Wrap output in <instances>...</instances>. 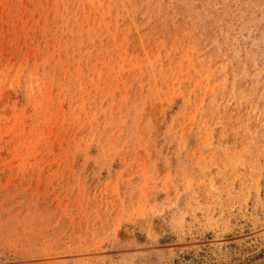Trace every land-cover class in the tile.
Instances as JSON below:
<instances>
[{"label": "rangeland", "instance_id": "1", "mask_svg": "<svg viewBox=\"0 0 264 264\" xmlns=\"http://www.w3.org/2000/svg\"><path fill=\"white\" fill-rule=\"evenodd\" d=\"M0 264H264V0H0Z\"/></svg>", "mask_w": 264, "mask_h": 264}]
</instances>
